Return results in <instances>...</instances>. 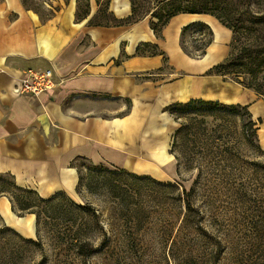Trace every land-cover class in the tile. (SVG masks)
Masks as SVG:
<instances>
[{"label":"crops","instance_id":"obj_1","mask_svg":"<svg viewBox=\"0 0 264 264\" xmlns=\"http://www.w3.org/2000/svg\"><path fill=\"white\" fill-rule=\"evenodd\" d=\"M100 1L88 0L87 14L76 19L77 0H51L40 11L0 0V173L42 198L76 193L79 159L157 180L174 177V130L164 109L194 98L247 106L260 118L264 149V99L210 72L230 54V29L197 13L174 15L159 36L148 17L88 25ZM108 11L125 18L131 2L109 0ZM194 21L212 32L199 57L180 46L182 27ZM32 68H50L53 87L35 98L13 95L15 81ZM0 222L23 237L36 234L34 213L17 215L7 195H0Z\"/></svg>","mask_w":264,"mask_h":264},{"label":"rangeland","instance_id":"obj_2","mask_svg":"<svg viewBox=\"0 0 264 264\" xmlns=\"http://www.w3.org/2000/svg\"><path fill=\"white\" fill-rule=\"evenodd\" d=\"M50 1L26 3L40 11ZM153 2L133 0L134 18L150 21L159 11ZM109 18L105 14L93 22L111 24ZM205 39L206 29L195 26L186 31L184 43L197 54L195 46ZM229 105L199 103L187 113L167 111L174 131L182 123L187 128L171 135L179 171L171 166L174 177L135 176L79 159L80 181L72 196L39 201L10 186L11 195L35 203L36 234L23 237L0 222V264H264V149L256 119L246 108ZM6 180L12 178L0 173V187ZM182 189L190 192V208Z\"/></svg>","mask_w":264,"mask_h":264},{"label":"trees","instance_id":"obj_3","mask_svg":"<svg viewBox=\"0 0 264 264\" xmlns=\"http://www.w3.org/2000/svg\"><path fill=\"white\" fill-rule=\"evenodd\" d=\"M22 4L26 8H31L27 5L26 0H21ZM83 2V3H82ZM131 2V14L125 18H117L110 11H108L109 0H105L104 4L100 2L98 13L91 19L88 20V25H125L132 22H136L139 19L134 18L135 8L133 0ZM78 9L76 11V19H80L82 16L87 14L88 0H77ZM154 7H158V12H152L151 19L149 21L150 27L153 29L156 35H160L162 27L168 22V20L179 13H197V14H210L215 17L219 23L227 27L232 32V41H231V50L230 54L223 61L214 65L210 72L215 74L225 76L227 73L233 74L232 80L238 82L243 87L254 90L260 97L264 99V0H154ZM33 9V8H32ZM38 11V10H35ZM108 14L111 16L109 21L111 24H103L99 22H93L99 16H105ZM204 27L206 29V39L203 45L195 46L196 50H199L200 53L194 54L191 51L187 50L184 43V36L188 29L192 27ZM212 32L210 28L203 22L194 21L184 27H182L181 36H180V46L184 52L192 57L201 56L205 47L211 41ZM244 74H247L252 79L245 82V79L240 77ZM262 74V83H256L257 77ZM213 104L219 103L218 101L213 100H204L201 98L190 99L186 102H175L165 107V110L171 114L175 113H187L189 109H195L194 104ZM238 104H231L229 106H234ZM241 106V105H239ZM247 109V106H242ZM248 110V109H247ZM251 115V114H250ZM252 117V116H251ZM257 125L255 127V134L260 123V118L255 120ZM253 122V121H252ZM252 125V123H249ZM187 128L182 123L180 127H177L174 131V137L178 136L182 131H185ZM257 135V134H256ZM260 147V146H259ZM261 148V147H260ZM172 153V149L170 148ZM177 160V157L175 156ZM83 160V159H82ZM93 164V163H92ZM95 167H104L103 164H93ZM178 162L176 161V172L179 174L177 169ZM78 167V166H77ZM110 168L108 166H105ZM116 170H123L131 175L132 174L124 169L112 167ZM79 170V168H78ZM80 172V170H79ZM198 174L195 182H197ZM8 174V173H7ZM10 177L12 181H7L0 187V195H7L10 199L12 209L16 212L17 215H22L26 212L36 213L32 210L35 207V203L30 200L29 196H19L11 195L10 186L15 190L25 192L29 195H33L39 201H46L58 194L52 195L47 198L40 197L35 191L27 188L19 187L15 184L14 178L11 174ZM138 176V175H135ZM148 177V176H142ZM151 178V177H149ZM153 179V178H152ZM80 181V175L78 184ZM76 186V189L78 187ZM64 194V193H63ZM180 195H185L186 207L190 208V200L187 198L190 195L189 191L182 189ZM184 223L191 222L189 215L184 216ZM216 240V238H215Z\"/></svg>","mask_w":264,"mask_h":264},{"label":"built area","instance_id":"obj_4","mask_svg":"<svg viewBox=\"0 0 264 264\" xmlns=\"http://www.w3.org/2000/svg\"><path fill=\"white\" fill-rule=\"evenodd\" d=\"M53 85V73L50 68H32L15 81L12 93L15 96L35 98L47 93Z\"/></svg>","mask_w":264,"mask_h":264}]
</instances>
